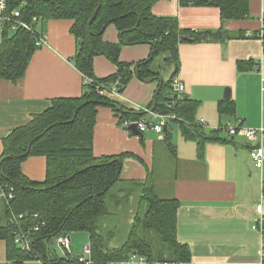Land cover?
I'll use <instances>...</instances> for the list:
<instances>
[{"label":"trees","instance_id":"trees-1","mask_svg":"<svg viewBox=\"0 0 264 264\" xmlns=\"http://www.w3.org/2000/svg\"><path fill=\"white\" fill-rule=\"evenodd\" d=\"M20 8L21 17L34 19H67L70 33L76 41L74 66L82 74L83 88L79 97H55L41 113L32 115L25 125L12 129L2 138L0 155V191L12 188L10 199H0V240L5 242L6 258L11 264L40 260L49 264H82L76 259L58 256L52 247L58 236L71 232H87L94 263L123 261L132 254L142 255L149 262L186 264L191 253L187 244L177 240V209L175 198H160L154 192L152 172L140 183L141 206L126 240L110 246V231L102 233L99 217L109 213L107 194L120 180L124 157L129 153L96 156L93 152V128L98 107L110 106L119 122L138 121L144 112H135L118 104L108 90L116 85L123 92L133 74L142 80L160 79L166 67L177 70V44L185 40L202 41L207 37L226 41L248 37L244 31H228L222 24L227 20L243 19L249 13V0H178L181 6H214L219 9L221 26L215 31H195L180 28L176 17L157 16L151 11L156 0H8L10 8ZM100 5L92 19L97 5ZM113 25L118 42L104 40L108 25ZM104 28V29H103ZM103 29V31H102ZM35 29H8L0 40V78L20 79L27 67L34 44ZM260 30L252 36H257ZM147 43L151 46L147 58L136 64L123 62L119 53L124 45ZM106 57L116 65V71L105 77L94 72L96 56ZM163 55L160 65L155 58ZM251 64V66H250ZM239 69L252 68V60L239 61ZM158 67V69H155ZM171 73L162 81L154 95L155 113H173L179 119L165 126L163 142L171 156L175 145L171 141L170 123L180 124L183 137L195 139L199 149L206 141L223 140L218 135L222 127L205 133L194 115L197 103L183 96H171ZM176 100L169 107V104ZM220 115L231 119L234 115L232 99L218 104ZM229 140L231 139H224ZM30 156L45 158L44 177L30 179L22 171V162ZM26 215L22 224L38 226L30 250H22L14 243L15 226L8 219L12 214ZM37 216L33 217L32 214ZM42 223H44L42 225ZM152 234V236L150 235Z\"/></svg>","mask_w":264,"mask_h":264},{"label":"crops","instance_id":"crops-1","mask_svg":"<svg viewBox=\"0 0 264 264\" xmlns=\"http://www.w3.org/2000/svg\"><path fill=\"white\" fill-rule=\"evenodd\" d=\"M151 11L157 16L176 17L180 28L210 32L221 26L219 9L214 6H181L178 0H156ZM70 25L67 19H40L36 31L46 36V44L32 53L20 79L12 82L0 78V155L2 138L46 110L52 98L81 95L83 77L74 66L76 41ZM222 25L228 31L242 30L248 37L226 41L207 37L177 44L176 76L184 83V96L197 103L194 115L203 119L205 133L227 120L218 112V104L229 99L234 103L230 120H238L244 127H264V46L259 37L252 36L264 28V0H249L247 17ZM103 38L118 42L112 24L106 27ZM150 50L147 43L124 45L119 59L134 66L147 58ZM249 59L252 68H238L239 61ZM93 67L98 77L116 71V65L101 55L94 58ZM173 71V66L166 67L160 74L161 82L133 74L123 92L112 96L126 111L145 112L144 116L150 117L155 91ZM225 88L230 89L229 99L223 98ZM130 122H119L110 106H100L93 128L96 156L131 154L124 157L120 180L114 185L118 192L133 191L147 172H152L157 196L179 201L176 234L178 242L190 248L191 258L186 264H257L263 240L251 225L259 216L256 204H262L264 215V157L261 168L255 167L249 156L253 143L243 135L231 139L218 131L216 135L223 140L206 141L199 149L197 140L174 135L173 157L163 142L165 132L146 130L136 135L128 129ZM22 171L32 180H42L45 158L28 157L22 162ZM109 199L115 205L122 203L121 198ZM8 263L5 242L0 240V264ZM23 264L49 263L28 260Z\"/></svg>","mask_w":264,"mask_h":264},{"label":"built area","instance_id":"built-area-1","mask_svg":"<svg viewBox=\"0 0 264 264\" xmlns=\"http://www.w3.org/2000/svg\"><path fill=\"white\" fill-rule=\"evenodd\" d=\"M26 2L21 1L19 8H10L8 0H0V40L2 34L5 30H15L20 27L25 28L27 30H36V26L38 25L40 19H34L32 22H28L27 20L21 17L20 8L25 6ZM35 39L34 44L36 47L42 46L46 44V36L43 34L34 31ZM258 37L261 40V43L264 46V28L260 30L258 33ZM83 81H87L86 78ZM264 86V82H263ZM184 83L177 77L174 76L171 80V96H175L176 100H180L184 96ZM109 94L117 95L118 91L116 90V85L113 84L112 88L108 90ZM173 100L169 107L176 102ZM179 118L173 113H155L151 112L150 117L142 116L137 122V127L141 132L146 130L153 131L159 134L163 133V130L168 122L171 120H178ZM130 122V121H129ZM128 124V122H124ZM131 123V122H130ZM199 125L204 126L203 119L199 120ZM220 127L224 128L228 135L236 136L243 135L247 140L253 143V146L250 148L249 156L252 159L255 167L261 168L263 164L264 157V127L258 128H250L244 127L241 125V122L236 120L227 119L225 122L220 125ZM216 129V128H215ZM262 196H264V182L261 184ZM12 197V188L9 189L8 192L0 191V199H10ZM256 212L258 213V218L252 223L251 227L254 230H257L261 238L263 240V244L261 245L260 250V259L257 264H264V215L262 204H256ZM31 216L36 217L37 214L34 213ZM26 215L24 214H12L8 221L9 223L15 226L13 231L14 233V243L22 250H30L34 240L32 238V234L34 231L38 230V226H25L22 224V221L25 220ZM44 223H42L43 225ZM57 246L64 252L63 255L66 256V260L68 259H76L82 264H97L94 263L90 257L91 247L87 243L83 246L82 249V257H75L71 247V239L69 234H62L56 239ZM8 264H11L10 261ZM120 264H165L159 262H149L145 256L132 254L128 259L120 261Z\"/></svg>","mask_w":264,"mask_h":264},{"label":"rangeland","instance_id":"rangeland-1","mask_svg":"<svg viewBox=\"0 0 264 264\" xmlns=\"http://www.w3.org/2000/svg\"><path fill=\"white\" fill-rule=\"evenodd\" d=\"M161 59L162 58L159 57V59L156 60V65L162 62ZM196 122L199 123V119L198 120L196 119ZM170 128H171L170 132H171L172 143H173L172 137L174 135L175 136L179 135L181 138L183 137L180 124L176 122L172 123L170 124ZM220 131H223V133H227L224 128L222 130H219V132ZM153 187H154V192L156 194L155 184L153 185ZM117 189L118 187L114 186L111 189L110 193L107 194V200H108L107 206L109 213L99 217L97 222L102 233L108 234V231H110L109 235H111V238L108 243L111 247L119 246L126 240L134 219L133 215L135 214L137 209L141 206V204L139 203L140 191H141L140 185H138L136 188H132L133 191L129 193L123 192L122 194H120L118 192L119 190ZM109 198L111 199L121 198L122 203L120 202L116 204L117 205L116 206L112 201H110ZM0 209H1V205H0ZM130 216L132 218H130ZM150 235L152 236V234ZM69 236L71 239V247L73 254L78 255L82 253L83 246L88 243V233L71 232ZM52 247L58 255L64 254V252L56 245L55 242L52 244Z\"/></svg>","mask_w":264,"mask_h":264},{"label":"water","instance_id":"water-1","mask_svg":"<svg viewBox=\"0 0 264 264\" xmlns=\"http://www.w3.org/2000/svg\"><path fill=\"white\" fill-rule=\"evenodd\" d=\"M99 7H100V5H99V3H98L97 8H96V10H95V12H94V14H93V16L91 17V19H90L89 22L92 21V19H93L94 16L96 15V12H97V10L99 9ZM103 29H104V28H103ZM103 29H102V31H103ZM175 71H176V69H174V71L172 72V74L175 73ZM160 82H161V79H160ZM223 98H224V99H229V98H230V89H229V88H225ZM144 113H145V112H144ZM128 129H129L133 134L140 135V136L142 135V132H141V131L138 129V127H137V122H136V121L131 122V123L128 125ZM164 130H165V128H164ZM233 138H234V137L232 136L231 139H233ZM82 256H83L82 253H81V254H78V255H75L76 258H77V257H82Z\"/></svg>","mask_w":264,"mask_h":264}]
</instances>
